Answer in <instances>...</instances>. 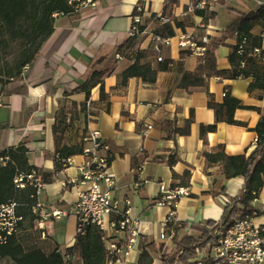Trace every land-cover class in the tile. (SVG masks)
Listing matches in <instances>:
<instances>
[{
    "label": "crops",
    "instance_id": "obj_1",
    "mask_svg": "<svg viewBox=\"0 0 264 264\" xmlns=\"http://www.w3.org/2000/svg\"><path fill=\"white\" fill-rule=\"evenodd\" d=\"M210 1L209 11L214 17L208 20L189 12L191 0H180L174 6L171 23L175 26L176 20L185 28H176L170 44L163 46V58L173 64L169 71L160 72L152 85L131 78L122 86V75L133 61H116V56L129 38L137 6L145 10L146 21L153 14H162L165 0H98L89 8L57 18L53 35L28 72L5 87L0 96V153L25 146L29 164L42 176L45 187L38 196L37 219L29 230L35 231L39 247L45 252L56 249L63 253L73 247L78 223L72 208L84 189L69 183L71 178H79L82 154L72 157L73 163L57 171L55 126L61 147L82 148L89 127L99 129L110 146V170L117 179L113 196L121 206L124 199H130L132 216L140 222L132 252L115 264H138L143 251L152 256L153 264H161V258L174 251L173 236L164 227L170 209L157 203L161 183L168 189L188 190V195L179 200L174 221L185 226L180 231L182 236L196 238L202 233L195 226L210 229L209 223L218 224L226 206L241 194L245 180L227 179L222 166L209 165L204 153L214 155L224 150L228 156H248L255 149L256 127L264 114V93L258 89L249 91L252 78H211L206 88L181 89L183 76L197 69L200 57L181 49L178 36L190 34L197 43L206 38L208 44H219L217 67L230 69V47L236 42L229 27L239 14L256 13L261 7L256 0ZM251 33L264 50V20L257 22ZM152 40V33L143 37L141 50L148 49ZM142 63L158 67L155 58ZM107 67H112L104 77L107 100L100 102L99 86L92 90L90 100L98 115L91 121L80 111L88 99L79 87ZM225 92L242 102L243 108L235 112L238 124L220 123L204 143L201 126L216 122L214 111L208 108L209 96L222 103ZM192 113L190 135H174V130L183 128ZM164 122L171 123L172 129H163ZM171 159L175 160L173 166L169 164ZM134 160L140 166L138 172L133 170ZM186 172L191 174L190 183L182 186L181 178ZM138 181H144V185L137 188ZM252 207L256 210L255 222L264 225V187ZM58 210L66 214L42 219ZM40 221L42 229L38 226ZM113 241L120 247L127 244L124 234L114 235ZM70 264L84 263L74 257Z\"/></svg>",
    "mask_w": 264,
    "mask_h": 264
},
{
    "label": "trees",
    "instance_id": "obj_2",
    "mask_svg": "<svg viewBox=\"0 0 264 264\" xmlns=\"http://www.w3.org/2000/svg\"><path fill=\"white\" fill-rule=\"evenodd\" d=\"M70 0H0V96L5 87L23 74L26 67H31L40 54L43 46L54 33V14L72 15L77 12L76 3L70 4ZM98 1V0H94ZM180 0H165L161 15L153 14L145 21V26L151 27L153 40L146 50H141L140 42L143 37H129L121 46L117 55L133 61L122 75V86H126L131 78L141 79L143 83L152 85L157 81L160 72L169 71L173 62L165 60L158 62L155 69L151 63H142L143 60L162 56V48L158 38H171L176 34V28L184 29L183 23L175 20L172 25V11ZM199 0H191L196 4ZM195 14L203 16L206 20L213 18L214 14L209 8L196 9ZM164 18L169 22L163 23ZM264 20V6L256 13L239 14L234 23L229 27L230 36L236 42L230 47L229 63L230 69L219 70L217 67L216 50L219 44L211 43L205 45L204 55L200 57V65L193 73H186L180 83V88L190 91L194 88H206L211 78L241 80L252 78L249 91L256 89L264 93V50L261 49V41L255 38L251 30L254 25ZM160 47V50L157 49ZM259 49V52H256ZM119 60L116 58V61ZM158 61V60H157ZM112 67L103 69L99 74L93 75L86 80L79 90L86 93L87 102L90 100L91 92L97 86L100 87V102L107 100L104 87V77L111 71ZM87 102L80 107V111L89 115L97 116L93 103L88 108ZM75 108V106H74ZM208 108L213 110L216 122L213 125L201 126V138L206 143L209 133L217 130L220 123L230 125L238 124L235 120V112L243 108L242 102L231 96L225 95L222 103H216L212 96H209ZM73 114L74 111H71ZM194 122V114L186 122L183 128H176L174 135L188 136L191 133V126ZM165 130L172 129L171 123H162ZM169 128V129H168ZM59 129L54 127V134L57 143V171L63 170L65 162L76 155L83 153L82 148L61 147V138L58 136ZM60 131V133H62ZM258 143L255 149L248 155L228 156L224 150L217 154L204 153L208 164L218 163L223 168V174L227 179L241 177L245 180L241 194L226 206L222 220L218 223H209L208 227L214 229H227L238 220L247 216H255L256 210L252 207L254 200L258 199L264 187V114L256 127ZM25 146L10 148L0 153V158H8L5 164L0 163V205L14 200L19 204L18 215L22 216L24 222L33 227L37 219L33 208L38 205L37 190L29 185L24 179L25 188H18L15 179L20 176H27L33 170H37L29 164ZM174 159L169 161L173 166ZM133 170H140L139 164L134 160ZM178 178L177 175H174ZM191 174L186 172L181 178V185L188 186ZM175 189V187L173 188ZM185 226L172 221L167 224V231L173 232L174 251L161 258V264H197V252L200 250L206 257L202 264H213L208 258V253L214 243L213 230L195 226L194 229L201 232L196 238L191 235L180 234ZM19 234L12 236L9 241L0 246V261L8 264H70L67 257L80 258L84 264H108L115 262L118 256L110 253L103 240V232L96 225L87 227L84 233H77L73 247L66 249L63 253L52 250L47 253L40 247L26 248L19 239ZM138 264H153L152 256L147 252L141 253Z\"/></svg>",
    "mask_w": 264,
    "mask_h": 264
},
{
    "label": "built area",
    "instance_id": "obj_3",
    "mask_svg": "<svg viewBox=\"0 0 264 264\" xmlns=\"http://www.w3.org/2000/svg\"><path fill=\"white\" fill-rule=\"evenodd\" d=\"M231 2V0H226ZM94 0H70V4L76 3L77 11L89 8L95 4ZM258 6H264V0H256ZM211 7L210 0H199L196 4L191 3L189 12L194 13L196 9L203 10ZM64 16L63 14H54L55 19ZM169 18H164L163 23L169 22ZM150 26H145V10L142 6H137L136 14L132 18V24L129 30V37L141 36L145 37L151 32ZM179 47L190 53L202 57L206 50L205 45L197 43L190 34H181L178 36ZM160 47L167 46L171 42V38H158ZM204 44H208V40L204 39ZM160 47H157L160 50ZM259 52V49H256ZM120 59V56H116ZM158 62L163 60L160 56ZM29 67L24 68L23 74H26ZM226 95V92L225 94ZM88 108L91 106V100L87 102ZM91 121L95 120V116L89 115ZM148 130L151 129L149 126ZM148 131H145L147 133ZM82 156L84 162L79 167V178L69 180L72 185H80L84 189L79 193V198L72 208V212L77 218V233H84L88 226L96 225L103 232V240L110 253L118 256L115 264L122 259L127 258L133 250L137 242L139 234L140 222L132 216V208L130 199H124L119 202L113 196V190L117 187V179L110 170V146L105 141L99 129L89 127L88 135L85 138ZM258 143V137L254 140V145ZM8 158H0V163L5 164ZM74 162L73 158H69L65 162V166ZM24 179L29 185L37 190L39 196L45 187L42 176L38 170H33L27 176H20L15 179L18 188H25ZM144 185V181H138L136 187ZM188 195L186 188L168 189L164 183H161V195L158 204L166 206L170 209L164 227L174 221L176 209L179 200ZM256 200L253 201V203ZM252 203V204H253ZM38 205L33 208L36 212ZM19 204L14 201H8L0 205V246L6 244L12 236L20 232V226L24 222L22 216L18 215L17 209ZM65 211H52L42 219L55 217L61 218L65 215ZM40 229L43 227V221L38 223ZM212 236L214 243L208 253V258L213 264H263L264 263V225L255 222L254 216H247L243 220H238L227 229H214ZM124 234L127 238L125 247H120L113 241L114 235ZM171 232V236H173ZM197 252V264H202L206 255L200 250ZM71 262L73 257H67Z\"/></svg>",
    "mask_w": 264,
    "mask_h": 264
},
{
    "label": "rangeland",
    "instance_id": "obj_4",
    "mask_svg": "<svg viewBox=\"0 0 264 264\" xmlns=\"http://www.w3.org/2000/svg\"><path fill=\"white\" fill-rule=\"evenodd\" d=\"M31 225L28 223L20 226V232L18 233L19 239L22 241L26 248L41 246L35 235V231H30ZM0 264H8L7 262L0 261Z\"/></svg>",
    "mask_w": 264,
    "mask_h": 264
}]
</instances>
